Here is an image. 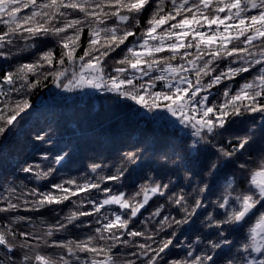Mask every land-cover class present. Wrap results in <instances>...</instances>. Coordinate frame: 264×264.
<instances>
[{"label":"snow or ice","instance_id":"snow-or-ice-1","mask_svg":"<svg viewBox=\"0 0 264 264\" xmlns=\"http://www.w3.org/2000/svg\"><path fill=\"white\" fill-rule=\"evenodd\" d=\"M0 264H264V0H0Z\"/></svg>","mask_w":264,"mask_h":264},{"label":"trees","instance_id":"trees-1","mask_svg":"<svg viewBox=\"0 0 264 264\" xmlns=\"http://www.w3.org/2000/svg\"><path fill=\"white\" fill-rule=\"evenodd\" d=\"M40 95L42 96L43 92H41ZM33 100L37 101L38 97L34 96ZM110 108H111L110 104H105L102 98H97V99H93L87 105L86 110L91 114L93 119L98 121H103L111 116Z\"/></svg>","mask_w":264,"mask_h":264}]
</instances>
